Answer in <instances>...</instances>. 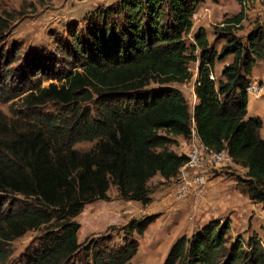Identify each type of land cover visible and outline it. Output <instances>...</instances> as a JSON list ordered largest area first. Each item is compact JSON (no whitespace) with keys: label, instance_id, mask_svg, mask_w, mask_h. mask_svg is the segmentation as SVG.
<instances>
[{"label":"trees","instance_id":"obj_1","mask_svg":"<svg viewBox=\"0 0 264 264\" xmlns=\"http://www.w3.org/2000/svg\"><path fill=\"white\" fill-rule=\"evenodd\" d=\"M200 1L118 0L96 9L84 28L68 30L62 50L74 67L66 68L64 60L66 71L56 74L45 62H34L42 75L61 83L42 87L37 79V89L24 100L33 109L24 118L33 123L16 119V137H8L3 128L9 122L0 121V197H10L0 213V235L12 240L29 230L44 234L27 264H76L83 251L86 264H126L137 252L134 231L142 233L154 216L127 226L122 246L110 245V237L79 243L75 218L85 204L108 200L112 184L122 199L149 204L150 179L160 174L172 180L187 161L170 144L177 136L188 140L193 129L210 149H227L247 168L239 190L264 204L263 120L248 115L247 91L254 65L264 62V14L245 37L234 31L245 11L226 17L215 30L225 40L218 50L203 27L192 43L187 40ZM229 55L233 60L212 79L216 62ZM191 61L199 63L192 112L173 86L192 78ZM50 104L58 112L39 110ZM81 141L95 144L81 151L75 148ZM230 222L211 219L179 237L163 264H264L262 237L230 240Z\"/></svg>","mask_w":264,"mask_h":264},{"label":"rangeland","instance_id":"obj_2","mask_svg":"<svg viewBox=\"0 0 264 264\" xmlns=\"http://www.w3.org/2000/svg\"><path fill=\"white\" fill-rule=\"evenodd\" d=\"M117 1L0 0V67L7 65L4 71L0 68V121L9 122L3 128L8 137H16V119L21 125L33 123L32 118H24V115L33 111L25 106L24 100L26 94L37 89V79L41 81L42 87L51 82L61 83L60 78L50 79L42 75L41 70H36L38 67L34 68V62H45L48 71L56 74L66 71L64 60L69 62L66 68L74 67L72 59L66 57V52L62 50H66L69 43L68 30L74 26H78V29L84 28L87 19L96 9L105 8ZM242 9L246 17L241 29L234 31L245 37L256 21L263 20L264 0H201L193 16V28L187 36L188 42L192 43L193 34L203 27L210 43L221 50L225 40L217 38L215 30L221 28L226 17H231ZM57 51L60 52L59 56L64 58L60 60ZM227 58L233 56L229 55ZM57 61L60 63L55 65ZM198 65V61H191L189 67L193 72L192 78L183 84H173L185 95L191 112L198 102L194 92ZM221 65L215 67L213 74L216 78L219 76L216 70L224 68ZM32 68L34 73H30ZM254 75L263 76L264 66H255ZM263 90L262 86L259 93ZM88 104V107L97 108L94 107L95 104ZM41 109L58 112L57 106L52 104L40 107L39 110ZM253 113L261 115L262 120L264 119V107L261 112ZM261 128L260 134L264 138ZM176 138L175 143L169 147L178 154L188 155L191 142L179 141ZM94 144L95 141H81L75 144V148L87 151ZM203 161L202 167L208 170V181L199 186L192 185L187 195L182 197L177 195V177L169 181L163 179L160 174L152 177L149 184L153 200L147 205L122 199L118 188L112 184L108 191V200L100 199L85 204L82 212L75 218L80 224L77 232L78 242L88 245L101 237H110V245L122 246L127 226L131 229V225L137 220L143 224L147 217L154 216V221L146 226L142 233L134 231L138 241L137 252L126 264H163L170 247L179 237L191 236L203 225L195 223L196 212L200 209L209 211L207 206H210L211 215L217 216L219 220L230 218V240L238 236L247 240L253 233L264 240V204L254 202L238 187V182L247 178V168L235 162L228 165L216 164L207 154L204 155ZM9 198L5 202L0 197V213L7 211ZM43 235L41 230H29L12 240L0 235V264H27V259L33 258L40 250L39 242ZM86 258L83 251L76 264H86Z\"/></svg>","mask_w":264,"mask_h":264},{"label":"built area","instance_id":"obj_3","mask_svg":"<svg viewBox=\"0 0 264 264\" xmlns=\"http://www.w3.org/2000/svg\"><path fill=\"white\" fill-rule=\"evenodd\" d=\"M211 78L215 79V75L212 73ZM262 85L256 82H251L247 87L249 94H258ZM191 142L190 150L188 153V160L180 167L177 175L178 190L177 195L179 197L187 195L192 185L199 186L205 184L208 181V170L202 167L204 163V155L211 156L213 162L220 165H228L234 162L233 157L229 154L227 149L221 151H214L206 146L198 137L195 129L188 139ZM212 166V164H210Z\"/></svg>","mask_w":264,"mask_h":264},{"label":"crops","instance_id":"obj_4","mask_svg":"<svg viewBox=\"0 0 264 264\" xmlns=\"http://www.w3.org/2000/svg\"><path fill=\"white\" fill-rule=\"evenodd\" d=\"M232 59L233 58H226L225 60H223L221 62H217L216 65H215V67L217 68V66L219 64H222L221 66L224 67V65L225 64H228L229 62H231ZM255 66H264V62H258V63H256V65H254V67L252 69V74H251L252 82L259 81V80H263L262 86L264 87V75L261 76V77H254L255 76L254 75ZM222 69L223 68L221 67L218 70H216L217 75H220L221 74ZM248 96H249L248 115L249 116H251V115L261 116L259 114H254L253 111H259V112H261V109L264 107V90L261 93H259V94H248ZM261 118H262V116H261ZM263 122H264V119H263ZM261 133L264 136V124H263V126L261 128ZM176 139H178L179 141L182 140L183 142L186 141V139H184L182 136H177ZM180 152H182V151H180ZM207 208H208L209 211H207L205 209H200V210H198L196 212V219H195V223L196 224H205L209 220L216 219L217 218V216H212L211 215L212 214V211L209 209L210 206H207Z\"/></svg>","mask_w":264,"mask_h":264}]
</instances>
